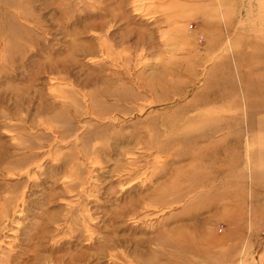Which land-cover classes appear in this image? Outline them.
I'll list each match as a JSON object with an SVG mask.
<instances>
[{"label": "rangeland", "instance_id": "374dc122", "mask_svg": "<svg viewBox=\"0 0 264 264\" xmlns=\"http://www.w3.org/2000/svg\"><path fill=\"white\" fill-rule=\"evenodd\" d=\"M138 1L0 0V264H264V0Z\"/></svg>", "mask_w": 264, "mask_h": 264}, {"label": "bare ground", "instance_id": "6f19581e", "mask_svg": "<svg viewBox=\"0 0 264 264\" xmlns=\"http://www.w3.org/2000/svg\"><path fill=\"white\" fill-rule=\"evenodd\" d=\"M137 1H138V0H137ZM138 2H139V1H138ZM136 4H137V3H136ZM136 4H135V5H136ZM136 10H137V12H136V13L138 14V12H139V9H136ZM145 208H146V209H148V208H149V209H151L149 206H148V207H145ZM0 243H1V242H0Z\"/></svg>", "mask_w": 264, "mask_h": 264}]
</instances>
